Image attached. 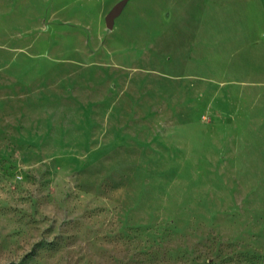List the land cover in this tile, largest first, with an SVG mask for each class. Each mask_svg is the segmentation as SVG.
<instances>
[{
  "label": "rangeland",
  "instance_id": "1",
  "mask_svg": "<svg viewBox=\"0 0 264 264\" xmlns=\"http://www.w3.org/2000/svg\"><path fill=\"white\" fill-rule=\"evenodd\" d=\"M0 264H264L260 0H0Z\"/></svg>",
  "mask_w": 264,
  "mask_h": 264
},
{
  "label": "water",
  "instance_id": "2",
  "mask_svg": "<svg viewBox=\"0 0 264 264\" xmlns=\"http://www.w3.org/2000/svg\"><path fill=\"white\" fill-rule=\"evenodd\" d=\"M120 13V8L117 7L113 10V12L111 13V15L107 18V27L112 29L114 26V20L115 18L119 15Z\"/></svg>",
  "mask_w": 264,
  "mask_h": 264
},
{
  "label": "crops",
  "instance_id": "3",
  "mask_svg": "<svg viewBox=\"0 0 264 264\" xmlns=\"http://www.w3.org/2000/svg\"><path fill=\"white\" fill-rule=\"evenodd\" d=\"M260 7H261V11H262V14L264 16V0H260ZM258 26H259V30L262 31V28H261V25L259 24V22L257 23Z\"/></svg>",
  "mask_w": 264,
  "mask_h": 264
}]
</instances>
